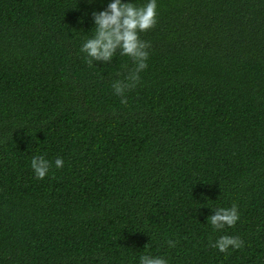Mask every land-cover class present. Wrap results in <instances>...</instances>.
Segmentation results:
<instances>
[{
    "label": "trees",
    "instance_id": "1",
    "mask_svg": "<svg viewBox=\"0 0 264 264\" xmlns=\"http://www.w3.org/2000/svg\"><path fill=\"white\" fill-rule=\"evenodd\" d=\"M111 2L0 0V264H264V0H157L127 104L81 52Z\"/></svg>",
    "mask_w": 264,
    "mask_h": 264
},
{
    "label": "clouds",
    "instance_id": "2",
    "mask_svg": "<svg viewBox=\"0 0 264 264\" xmlns=\"http://www.w3.org/2000/svg\"><path fill=\"white\" fill-rule=\"evenodd\" d=\"M92 17L95 24V32L92 38L82 45L81 52L87 54V63L91 67L93 62L102 61L108 63L120 53L128 56L133 62V67L128 69L123 79L112 83L114 94L121 97V103L127 104L125 92L134 89L140 82V73L148 68L150 43L140 37V33L148 32L157 24V0H149L146 5L137 6L131 0L124 3L123 0H112L104 11H94ZM55 167L62 168V158L55 160ZM52 167V162L44 156L37 155L31 160V168L37 179H44ZM215 214L208 217L211 225L216 230H223L226 226L235 227L240 219L238 207L233 204L230 208H216ZM170 247H175L176 242L167 241ZM212 247L222 253L229 249H242L244 241L238 236L224 235L219 237ZM140 264H167V260L161 257L144 255L140 257Z\"/></svg>",
    "mask_w": 264,
    "mask_h": 264
}]
</instances>
